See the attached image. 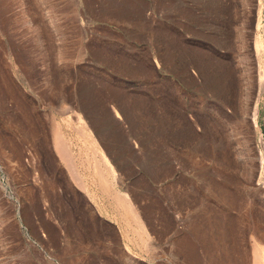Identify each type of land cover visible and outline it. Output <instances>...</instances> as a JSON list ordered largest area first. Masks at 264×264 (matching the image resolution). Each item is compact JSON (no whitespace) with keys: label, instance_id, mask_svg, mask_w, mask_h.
I'll return each instance as SVG.
<instances>
[{"label":"rangeland","instance_id":"374dc122","mask_svg":"<svg viewBox=\"0 0 264 264\" xmlns=\"http://www.w3.org/2000/svg\"><path fill=\"white\" fill-rule=\"evenodd\" d=\"M261 81L264 0H0V264H259Z\"/></svg>","mask_w":264,"mask_h":264},{"label":"bare ground","instance_id":"6f19581e","mask_svg":"<svg viewBox=\"0 0 264 264\" xmlns=\"http://www.w3.org/2000/svg\"><path fill=\"white\" fill-rule=\"evenodd\" d=\"M260 81V80H259ZM264 84V82L263 81H261V85H263ZM263 88H264V86H262ZM261 90H263V89H261ZM260 91V90H259ZM262 92V91H261ZM257 114V113H256ZM59 140H60V138H59ZM58 141V140H57ZM60 146V145H59ZM58 147V146H57ZM67 149V148H66ZM58 150L60 151V153H61V155H63L64 156V153L66 152L65 151V148H64V152H63V150H62V148L61 147H58ZM64 159H65V156L63 157ZM67 162V161H66ZM69 162V161H68ZM71 162V161H70ZM69 165H70V163H68ZM72 164V163H71ZM70 167V166H69ZM82 183V182H81ZM259 264H264V255H262L261 256V262L259 261Z\"/></svg>","mask_w":264,"mask_h":264}]
</instances>
